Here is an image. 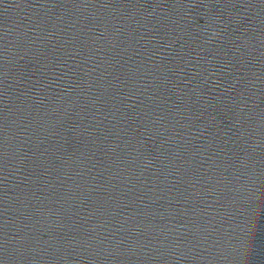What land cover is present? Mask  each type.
Instances as JSON below:
<instances>
[{
  "label": "clouds",
  "instance_id": "obj_1",
  "mask_svg": "<svg viewBox=\"0 0 264 264\" xmlns=\"http://www.w3.org/2000/svg\"><path fill=\"white\" fill-rule=\"evenodd\" d=\"M213 35H215V33H213Z\"/></svg>",
  "mask_w": 264,
  "mask_h": 264
}]
</instances>
